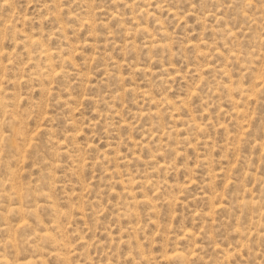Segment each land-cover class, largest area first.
Here are the masks:
<instances>
[{
    "label": "rangeland",
    "instance_id": "374dc122",
    "mask_svg": "<svg viewBox=\"0 0 264 264\" xmlns=\"http://www.w3.org/2000/svg\"><path fill=\"white\" fill-rule=\"evenodd\" d=\"M0 104V264H264V0H0Z\"/></svg>",
    "mask_w": 264,
    "mask_h": 264
},
{
    "label": "bare ground",
    "instance_id": "6f19581e",
    "mask_svg": "<svg viewBox=\"0 0 264 264\" xmlns=\"http://www.w3.org/2000/svg\"><path fill=\"white\" fill-rule=\"evenodd\" d=\"M136 29H137V28H136ZM143 29H144V27H143ZM137 30H138V29H137ZM42 51H43V50H42ZM44 51H45V50H44ZM46 51H47V50H46ZM39 52H40V51H39ZM51 52H52V51H51ZM1 102H2V101H1ZM0 105H1V104H0ZM3 105H4V104H3ZM3 105H2V106H3ZM173 257H174V256H173Z\"/></svg>",
    "mask_w": 264,
    "mask_h": 264
}]
</instances>
